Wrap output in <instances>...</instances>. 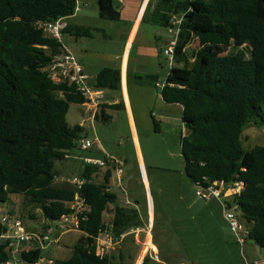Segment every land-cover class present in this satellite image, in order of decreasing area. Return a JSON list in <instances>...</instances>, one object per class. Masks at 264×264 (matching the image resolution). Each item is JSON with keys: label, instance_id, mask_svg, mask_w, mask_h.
<instances>
[{"label": "trees", "instance_id": "trees-1", "mask_svg": "<svg viewBox=\"0 0 264 264\" xmlns=\"http://www.w3.org/2000/svg\"><path fill=\"white\" fill-rule=\"evenodd\" d=\"M76 5V0H0V203L23 195L24 214L36 221L39 211L43 229L71 214L70 204L80 195L89 206L81 236L71 257L54 264H126L124 256L96 255L101 232L120 237L144 225L136 211L116 205L117 196L107 188L111 176L99 183L93 176L100 168L85 165L80 189L54 185L60 177L57 163L67 160L84 131L71 127L67 114L85 99L73 85L50 77L47 69L64 46L36 23L70 18ZM99 6L103 19H118L112 0H100ZM155 10L158 24L166 28L172 15L184 17L162 97L183 108L186 175L195 186L241 184L229 205L238 206L248 239L264 249V147L246 151L242 140L246 125L264 123V0H160ZM66 33L91 36L81 27L67 26ZM195 42L199 48L191 51ZM233 48L236 53L223 54ZM92 86L120 91V70H101ZM121 108L102 105L97 122L108 123L107 110ZM109 205L115 208L107 224ZM6 250L0 245V264L8 259ZM42 257L40 249L22 255L28 264Z\"/></svg>", "mask_w": 264, "mask_h": 264}, {"label": "crops", "instance_id": "crops-1", "mask_svg": "<svg viewBox=\"0 0 264 264\" xmlns=\"http://www.w3.org/2000/svg\"><path fill=\"white\" fill-rule=\"evenodd\" d=\"M159 1L160 0H112L114 8L118 12V19L108 20L103 19L100 15V0H79V11L74 14V16L62 20L61 25L62 31L67 26L81 27L90 31L91 36L86 37L87 39H104L110 41L113 45L119 46L116 51H110L106 54L98 53L99 56L104 57L107 65H105V67H99L98 62H96V68L94 67L92 69V67L83 63L82 60H79L78 57H76V49L74 50V54L72 49H69L67 45H63L65 50L70 52L83 66L84 72L89 78V82L91 83V80L95 81L91 84L96 83L97 75L105 68L120 70L121 90L110 91L111 93L107 94V91H103L106 96V102L104 105L109 107L120 104L122 107L120 110L109 109L107 110V114L111 116L112 121L117 119L118 115L123 116V120L127 127L126 134L129 138H131V140H133L141 179L144 184V188L148 192L150 203L148 204L149 224L143 223V227L131 229L128 233L124 234V239L118 247L127 253L133 251V248L140 246L148 248L147 252L150 254L149 256H146L145 259L149 258L152 261V263L149 264H184V261H181L184 260V257L180 260H176L175 256H161L160 253L162 251L160 248L162 244L159 246L155 242L153 230L150 227L152 226L151 221L153 219L154 210V206L152 207V204L154 205V203L150 192L151 185L148 167L144 161L139 137V134L142 131L158 133L161 132L162 126L164 125L170 126L176 121L183 122L182 106L179 104H168L162 97L163 88L161 85L166 83L170 72V70H168V62L163 52L169 46L172 37L168 33L167 28L159 25L157 22L158 17L156 15L158 14L155 9ZM91 19L98 21L95 25H93L89 22ZM103 21L107 23H104ZM101 23H103V25ZM66 34L74 38L72 34ZM81 44L83 47H87L88 45L86 42H81ZM93 54L94 52L87 50L85 57L90 60ZM73 107H75L74 111H72ZM79 108L84 109L81 112L82 118H80V121L77 122V124L71 126H80L84 130L78 144L83 139L97 141V137L96 139L92 138L95 137L96 134L94 123L97 122L96 117L98 116L100 110H95V108L87 107L84 104H72L67 117L71 116L73 120H78L77 115L80 111ZM97 143V150H90L83 155L75 154L72 156V151H70L67 159L80 162V168L76 167V165L69 167L77 169L76 174L79 175L75 174L73 177L60 176L55 180L54 185L62 187L68 184L73 186L69 180L80 178L82 176L85 170V164L83 162L84 158L99 160L106 158V156L103 157L101 155V153L106 154L105 150L101 146L102 144L98 141ZM77 148H79V145ZM108 175L111 177L107 188L111 193L116 195V192L111 190L110 182L116 175V180L119 186L120 182H123V178L122 174L120 175L115 168L99 169V172L93 176V179L103 184L105 182V177ZM194 187L197 189L195 185ZM118 200L119 198L117 196V201ZM213 200L214 202H211V199L206 204L210 205L211 203H217L219 205V201L217 199L214 198ZM109 208L114 211L115 205H109ZM218 208L221 210L220 205ZM218 215L219 220H212L213 223L210 224L207 231L196 233V240L192 238L182 239L183 247H196V262H198V264H241L242 256L240 248L232 236L224 216L219 213ZM142 233H144L142 235L144 236L143 240L140 237ZM130 236H133V238L129 239ZM132 244H134V246ZM195 249H192L191 252L195 253ZM114 250L115 248L108 250L106 256L114 257ZM163 252L174 254L188 253L186 249L177 250L171 248L166 249ZM263 252L264 249H262V253ZM200 254L206 255L201 256ZM158 255L161 257L158 258ZM154 257H157V259ZM53 259H57V257ZM145 259H142V262L141 259L137 260L136 264H144Z\"/></svg>", "mask_w": 264, "mask_h": 264}, {"label": "rangeland", "instance_id": "rangeland-1", "mask_svg": "<svg viewBox=\"0 0 264 264\" xmlns=\"http://www.w3.org/2000/svg\"><path fill=\"white\" fill-rule=\"evenodd\" d=\"M98 20H89L90 23L95 25ZM101 22V21H100ZM99 22V23H100ZM104 23H107L103 21ZM103 25V23H101ZM77 40V41H76ZM81 42H86L87 47H83ZM61 43L67 45L69 49H72L75 54V49L77 50L75 54L79 60L83 63L88 64L92 69L96 66L98 62L99 67H105L107 65L104 57L99 56L100 54H106L110 51H116L119 46L113 45L110 41L104 39L90 40L86 37H71L68 34L62 36ZM199 48L198 42H195L191 48L192 50H197ZM87 50L94 52L91 59L85 57ZM236 49H225L223 54L234 52ZM167 60V59H166ZM168 62V61H167ZM96 68V67H95ZM169 68V64H168ZM169 70V69H168ZM91 80V83H94ZM105 93V92H104ZM107 93H111L107 91ZM78 120H73L67 117V122L70 126L77 124L82 118L81 112L84 110L79 108ZM75 110L73 107L72 111ZM120 116V117H119ZM95 127V137L99 143H101L106 154L101 153V155L107 158L114 159L117 162H123L122 167L123 182H118L116 180V175L114 179L110 182L111 190L116 192L119 200L116 205L134 210L138 213L140 220L143 223L149 224V203L150 199L147 190L144 188V184L141 179L140 169L136 157V152L133 145V140L129 138L126 134L127 127L123 120V116L118 115L117 119L110 120L108 123L98 121L94 123ZM184 133L183 122L176 121L170 126H162L161 132L151 133L142 131L139 134L140 145L144 161L148 167L149 179H150V192L153 200L154 206L153 219L151 221L154 239L157 245H161L160 255L175 256L176 260H180L184 257V264H198L196 262V247H183L182 239H195L196 233H201L202 231H207L210 224L213 223L212 220H219V215H223V208L220 205L221 210L218 208L219 205L211 203L206 204L209 200H204L198 195L197 189H195L193 183L190 181L185 172V161L182 155L181 140L182 134ZM243 146L246 151H251L256 146L264 147V123L256 125L254 122L246 125L244 128L243 136ZM98 143L89 149L97 150ZM86 151V152H88ZM86 152L80 151L79 148H74L72 150V156L75 154H85ZM105 159V158H104ZM76 165L80 168V162L73 161L72 159H67L63 162L57 163V171L60 176L63 177H73L76 174L77 169H72L69 166ZM79 175V174H76ZM113 206V205H112ZM112 209H108L105 214V222L110 224L112 222ZM24 197L23 195H12L10 196L7 203H0V221L4 216H13L21 219L27 227H39V231L42 229V217L41 213L38 211L35 213L37 220H31L28 215L24 214ZM236 216L240 218V213L237 212ZM230 230V227H228ZM140 235L141 239H144ZM235 241L236 238L231 232ZM80 232H73L64 235L61 238L59 246H53L48 250L43 252V256H50L57 259H66L71 257L73 253V247L79 237ZM130 236L129 239H132ZM63 239V240H62ZM167 244H166V243ZM3 241L0 239V245ZM134 246V244H132ZM238 245V244H237ZM61 246V247H60ZM114 256L117 259L122 257L127 264H136L137 260L145 259L149 256L147 248L144 246L133 248V251L127 253L120 247H114ZM186 249L188 253H166L163 252L166 249ZM240 248V247H239ZM195 249V253L191 250ZM241 252V251H240ZM244 254L249 261H263L264 262V252L261 254L259 247H257L249 239L246 241L244 246ZM201 256L206 254H200ZM160 256V257H161ZM158 255V258H160ZM154 260V259H153Z\"/></svg>", "mask_w": 264, "mask_h": 264}, {"label": "built area", "instance_id": "built-area-1", "mask_svg": "<svg viewBox=\"0 0 264 264\" xmlns=\"http://www.w3.org/2000/svg\"><path fill=\"white\" fill-rule=\"evenodd\" d=\"M79 0H76V11H79ZM184 17L172 15L167 27L168 33L172 39L169 46L164 50L163 54L168 61L169 70L172 69L175 62V50L183 23ZM36 27L42 30L49 37L61 42L62 40V25L61 20L55 22H37ZM47 72L50 74L52 80L56 83L67 82L69 85H73L77 93H79L84 99V105L87 107H93L95 110H100V107L105 104L106 96L102 90H98L92 86L89 82L88 76L84 72L83 66L76 60V58L68 51H62L59 55L53 58ZM162 88L165 87L161 85ZM96 140L83 139L79 142V148L81 151H88L96 145ZM83 162L86 166H94L100 169L103 168H115V170L121 175L123 162H117L114 159H93L84 158ZM207 183V179L204 178ZM69 182L80 189L86 180L81 178H74ZM198 195L204 199L209 200L215 197L223 208V216L230 231L236 238V243L240 247L242 263L241 264H264L263 262H252L247 259L244 254V246L248 240V230L246 226L241 222L240 218L236 216L238 212L237 205H229V200L234 194L240 193L242 189L241 184H237L236 187H227L224 182H215L207 185H196ZM229 192V193H228ZM72 211L69 215L62 216L59 220L50 224L48 227L38 230V227L30 229L26 227L21 219L13 216H4L0 221V226L3 228V232L0 233V239L3 244L7 245L8 259L2 264H28V262L22 259V255L26 252H31L40 249L42 252L48 250L53 246H58L61 242V238L73 232H78L80 222L86 221L87 212H89V206L85 203V200L76 195L75 201L70 204ZM35 230V233L33 232ZM124 239V235L117 237L110 230L103 231L96 239V255L99 257H106L108 250L118 246ZM157 259V257H154ZM34 264H54V259L51 257H42Z\"/></svg>", "mask_w": 264, "mask_h": 264}, {"label": "water", "instance_id": "water-1", "mask_svg": "<svg viewBox=\"0 0 264 264\" xmlns=\"http://www.w3.org/2000/svg\"><path fill=\"white\" fill-rule=\"evenodd\" d=\"M33 232L35 233V230ZM260 250H261V254H262V249H260Z\"/></svg>", "mask_w": 264, "mask_h": 264}, {"label": "bare ground", "instance_id": "bare-ground-1", "mask_svg": "<svg viewBox=\"0 0 264 264\" xmlns=\"http://www.w3.org/2000/svg\"><path fill=\"white\" fill-rule=\"evenodd\" d=\"M148 249V248H147Z\"/></svg>", "mask_w": 264, "mask_h": 264}]
</instances>
